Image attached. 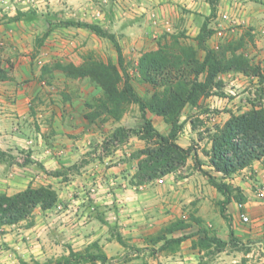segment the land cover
<instances>
[{
	"label": "crops",
	"instance_id": "1",
	"mask_svg": "<svg viewBox=\"0 0 264 264\" xmlns=\"http://www.w3.org/2000/svg\"><path fill=\"white\" fill-rule=\"evenodd\" d=\"M80 1H69L79 5V18L119 33L125 61L133 65L138 63L143 53L156 50L166 33L184 31L195 37L212 12L207 0H118L107 10L85 0L80 6ZM240 6L235 1H221L217 19L226 16L227 19L219 23L223 28H229L235 22L233 14L239 13ZM242 19L244 22L254 20L249 15ZM214 28L217 30L215 36H223L224 31ZM3 37L8 40L7 36ZM109 46L110 58L117 63V50L111 44ZM23 58L17 60L15 70H10L11 78L0 80V148L6 153V158H0V192L11 195L30 185L51 184L59 192V202L67 205V211L62 214L60 222H56L54 207L47 210L37 208L30 220L33 222L31 225L23 221L5 226L4 233L0 235V264H21L22 260L33 259L43 261L68 254L70 249L82 250L95 241L109 257L104 264H200L204 251L193 248L192 244L204 233L200 232L198 223L191 221L193 215L205 221L203 227L211 236L225 241L230 240L231 229L242 242L264 237V199L258 196L254 188L264 183V160L256 161L251 168L233 177L225 178L200 153L204 170L219 180L239 187L247 197L242 208L235 198L227 204L229 220L222 216L219 208V202L226 196L210 183L206 175L195 169L193 158L177 172L141 185L134 184L139 159L132 154L146 144L138 136L131 137L113 152L103 153L98 158L89 157L74 179L61 180L62 176H51L48 170L69 167L86 158L91 150V138L98 137L93 124L85 117L89 111L86 105L89 94L84 87L78 86L80 80L87 79H74L76 85H73L72 78L63 74L64 87L69 84V92L73 89L80 91L69 102L60 103L65 105L63 109L56 105L55 109L50 105L39 106L40 97L50 86L46 79H42L43 68L37 67L31 56ZM49 58L51 56L43 57L46 63ZM72 61L80 64L82 59L73 56ZM60 72L55 70L50 74L61 77ZM132 82L139 94L145 97V92L139 91L137 82ZM142 85L153 89L150 84ZM91 89L94 90L93 87ZM44 107L47 110L43 111ZM148 117L162 133L170 132L171 125L163 117L152 112H148ZM182 120H186V125L178 142L188 147L194 130L191 120L184 113ZM37 122L41 130H38ZM19 126L21 128L17 131ZM52 133L59 142L50 144L47 141ZM26 149L33 159L31 163L19 165L8 162V154ZM242 214L249 215L251 222L243 221ZM179 219L191 222L192 226L168 236H192L183 241L177 250H161L162 243L148 242V237L158 234ZM117 233L133 246L134 251H125L129 248L116 239ZM154 249H157L156 253L152 252ZM225 253H221L218 264L229 261ZM117 255H125V259H116Z\"/></svg>",
	"mask_w": 264,
	"mask_h": 264
},
{
	"label": "trees",
	"instance_id": "2",
	"mask_svg": "<svg viewBox=\"0 0 264 264\" xmlns=\"http://www.w3.org/2000/svg\"><path fill=\"white\" fill-rule=\"evenodd\" d=\"M207 1L211 5L212 12L206 17L200 32L195 37H189L184 31L166 33L161 37L156 50L147 51L139 58L136 72L142 83L153 87V92L149 96L143 97L139 94L128 71L123 68V49L116 35L96 23L70 20L65 24L88 28L98 36L110 39L117 50L118 62L107 63L88 59L81 65L69 63L58 66L68 77L88 78L102 90V96L97 103H87L91 108L85 114L89 123H95L103 115L107 119L119 120L130 105L139 106L142 126L139 129L120 126L110 137L111 142L124 143L135 135L146 142V146L137 154L139 162L134 175V184L141 185L177 172L193 157L195 169L206 175L210 183L226 196L219 205L222 216L229 220L227 204L232 198L244 204L247 197L239 187L219 180L204 170L202 167L204 161L193 144L188 147L179 144L178 139L186 125L182 115L188 106H201L204 98L215 95L225 96L226 84L221 78L224 73H242L248 77L258 78L259 88L255 99L251 100L249 109L240 113L226 111L229 113V118L223 123L206 125L203 120L199 121L200 124L206 125L204 132L208 139V144L202 147L201 151L215 171L222 173L226 178L251 168L256 161L264 160V70L245 52L247 42L244 35L238 41H228L217 47L209 46V39L216 33L210 25L211 19L217 15V6L221 0ZM18 19L19 16L11 18L13 21ZM186 40H192L197 44L186 43ZM201 50L204 51V55H200ZM9 78L10 75L0 66V80ZM205 111L211 112L210 109ZM148 112L163 117L165 122L171 125L170 132L162 133L148 117ZM189 119L192 129L198 130L197 121ZM0 158H6V153L1 148ZM52 174L61 175L62 172L54 171ZM59 199V193L52 185L39 187L30 185L25 190L12 195L0 193V227L29 220L35 209L53 208ZM191 221L198 223L201 227L200 232L204 233L193 240V248L220 252L229 245L242 244L232 229L230 240L225 241L217 236H211L203 227L199 217L193 215ZM32 223L29 222L28 225ZM191 226V222L179 219L167 225L158 234L148 237L147 240L151 244L162 243L161 250H177L182 242L192 235L173 237L168 234ZM116 239L126 246L121 234L117 233ZM108 259L102 246L95 241L80 251L70 249L68 254L44 262L33 259L22 260L21 264H98V262L105 263Z\"/></svg>",
	"mask_w": 264,
	"mask_h": 264
},
{
	"label": "rangeland",
	"instance_id": "3",
	"mask_svg": "<svg viewBox=\"0 0 264 264\" xmlns=\"http://www.w3.org/2000/svg\"><path fill=\"white\" fill-rule=\"evenodd\" d=\"M69 1L70 0H0V66L9 74L10 70H15L17 60H19V58H22L23 60V57L31 56L32 60L34 59L35 63H37V67L41 66L43 68L42 79H46L50 88L45 90L43 96L40 97V100L38 101L39 106L43 105L48 107L50 105L55 109L56 105L63 109L65 105L62 106L60 103L69 102L71 98L75 97V93L80 91V89H77V91L73 89L69 92V84H66V87H64L63 77L64 75L66 77L68 76L58 65H67L69 63L81 65L88 59L107 63L109 61H113L109 55V44H111L114 49L115 46L110 39L100 37L88 28L68 26L65 24L66 21L70 20L84 21L79 18L78 11L81 10L79 5L76 4L77 2ZM85 1L86 3L99 5L101 8L104 7L105 10L109 9L110 5L118 2V0ZM85 1H80V6L84 4ZM229 1H235L236 3L241 4L240 11L238 14L236 12L233 14V17H236L235 22H233L229 28L225 29L223 28L224 26L219 23H223L222 20L227 19L226 16H222L221 20L217 19L220 3L218 4L217 15L211 19L210 25L211 27H217L218 30H222L224 32L223 36L222 34H217L216 36L213 35L209 39V41L212 40V43L210 44L208 41L209 46L215 47L216 45L226 43L228 41H238L244 35L246 36L247 42L245 52L254 63L261 65L264 70V28L262 27L264 26V0ZM100 10L102 11V9ZM245 15H249L251 17L253 16L254 20L251 19L244 22L242 18ZM14 16H19V19L16 21L11 20ZM105 29L112 32L109 28ZM112 33L116 35L118 41L120 42V34L117 32ZM3 36H7L8 40H5ZM189 42L196 43L192 40H186V43ZM200 55H204L203 50L200 51ZM45 56H51L48 63H46L45 59H43ZM73 56L81 58L82 62L80 64H76L72 61ZM123 61V68L128 71L132 81L137 82L139 91L145 92L146 96H149L153 92V89L149 87L146 88V86L144 87L142 82L138 80L139 75L136 72L138 63L136 65H133L132 62L127 63L125 58H123ZM55 70L61 71V77H56L54 74H50L51 71L54 72ZM221 78L226 84L224 89L225 96L215 95L204 98L201 102V106H188L183 112L188 118L197 121L199 124L198 130H194V136L191 138V144L194 145L203 157L204 155L202 154L201 148L208 144L207 135L204 132L206 125L225 122L229 118V113L226 111L232 110L236 113H240L249 109L251 107V100L255 99L257 89L259 88L258 78L248 77L242 73H224L221 75ZM74 79L78 78L71 79L73 85L76 83ZM82 79L87 80H80L78 86L80 88L84 87L85 92L89 94L86 105L87 103H97L102 96V90L93 84L88 78ZM89 83H91L90 86L85 87L86 85L88 86ZM52 85L53 87H51ZM91 86L94 90L91 89ZM87 108L89 107L87 106ZM45 109L46 108L44 107L43 111H45ZM206 109H210L211 112H206ZM90 110L91 108H89V111ZM217 110H219V112H215ZM200 120L206 122V125L200 124ZM142 123L143 120L141 112L139 110V106L136 104L130 105L122 118L119 120H115L113 118L107 119L106 116L103 115L98 121L91 123L93 124L92 127H94V132H98V137L91 138V142L89 144L91 146V150L89 154L86 155L87 157L69 167H62L57 170H48L47 172L53 177L62 176L61 180L74 179V177L81 172L84 162L87 161L89 157H101L103 153L113 152L115 149L121 148V146L129 141L128 140L124 143L111 142L110 137L116 128L122 126L126 128L139 129L142 126ZM45 124L51 126L49 122H45ZM37 125L38 130H41V126L38 122ZM20 128L21 127L19 126L16 130L18 131ZM54 133L47 137V141L50 144L59 142V139L55 137ZM140 150L141 149L134 152L132 156L138 158L137 154ZM7 160L11 163L27 165L31 163L33 159L26 149L22 152L18 151L15 154H8ZM42 169L45 170L44 167H42ZM54 171H60L62 174L54 175L52 174ZM61 180L59 179L58 181ZM258 186H262L263 188L264 183L257 184V186L254 187L257 191L259 190ZM59 203L67 208V205L63 201H60ZM54 213L55 221L60 222L63 213L57 212L56 208H54ZM30 220L31 218L25 221H28L29 223L31 222ZM201 220L202 223L205 222L203 219ZM203 225L205 224L203 223ZM4 228L5 226L0 227V235L4 233ZM242 244L237 246L229 245L220 252H212V250L209 252V250H206L204 251L203 260L200 264H212L211 261H213V264H218L219 257H221L222 252H226L224 255L226 257L228 256L227 259L229 261L226 264H264V251L262 249L264 247V237L254 241L242 242ZM127 247L129 250L127 249L125 251L130 253L133 250V246L128 245L126 241L125 248ZM127 252L125 253L126 256H128ZM152 252L156 253L157 249H154ZM125 255H117L115 258L124 260ZM57 257L47 258L46 260Z\"/></svg>",
	"mask_w": 264,
	"mask_h": 264
},
{
	"label": "built area",
	"instance_id": "4",
	"mask_svg": "<svg viewBox=\"0 0 264 264\" xmlns=\"http://www.w3.org/2000/svg\"><path fill=\"white\" fill-rule=\"evenodd\" d=\"M258 196L264 198V187L263 188H259ZM243 206H244L243 203H239V207L240 208H242ZM54 208H56L57 212L65 213L67 211L66 207L64 205H62L61 203H59V202H58V204H56L54 206ZM242 219H243V221H245L247 223L251 222L250 216L247 215V214H242Z\"/></svg>",
	"mask_w": 264,
	"mask_h": 264
},
{
	"label": "water",
	"instance_id": "5",
	"mask_svg": "<svg viewBox=\"0 0 264 264\" xmlns=\"http://www.w3.org/2000/svg\"><path fill=\"white\" fill-rule=\"evenodd\" d=\"M262 249H263V251H264V247H263Z\"/></svg>",
	"mask_w": 264,
	"mask_h": 264
}]
</instances>
